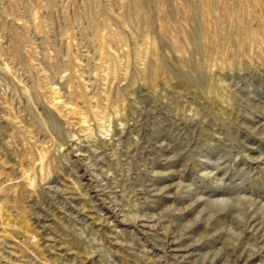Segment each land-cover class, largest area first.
<instances>
[{
    "label": "rangeland",
    "instance_id": "obj_1",
    "mask_svg": "<svg viewBox=\"0 0 264 264\" xmlns=\"http://www.w3.org/2000/svg\"><path fill=\"white\" fill-rule=\"evenodd\" d=\"M233 263L264 264V0H0V264Z\"/></svg>",
    "mask_w": 264,
    "mask_h": 264
},
{
    "label": "bare ground",
    "instance_id": "obj_2",
    "mask_svg": "<svg viewBox=\"0 0 264 264\" xmlns=\"http://www.w3.org/2000/svg\"><path fill=\"white\" fill-rule=\"evenodd\" d=\"M228 201V200H227ZM227 201H225V199H224V201H220V198H219V201H215V203H214V206L216 207H218V208H221L222 209V207H226V205H228V203L229 202H227ZM253 205V204H252ZM225 209V208H224ZM217 212H219L218 211V209H217ZM216 213V212H215ZM220 213V212H219ZM246 222V221H245ZM245 222H242V223H244V225H245ZM241 224V223H240ZM247 224V223H246ZM248 226V225H247ZM247 226H246V228H247ZM251 226V225H250ZM250 226H248V227H250ZM236 231V230H235ZM241 257V256H240ZM241 259V258H240ZM238 262V261H237ZM234 264V263H233Z\"/></svg>",
    "mask_w": 264,
    "mask_h": 264
}]
</instances>
